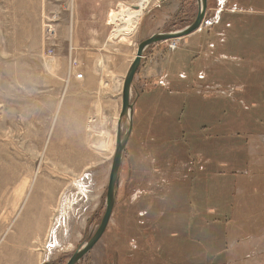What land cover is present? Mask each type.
I'll return each mask as SVG.
<instances>
[{
    "label": "rangeland",
    "instance_id": "rangeland-1",
    "mask_svg": "<svg viewBox=\"0 0 264 264\" xmlns=\"http://www.w3.org/2000/svg\"><path fill=\"white\" fill-rule=\"evenodd\" d=\"M137 2L97 22V38L130 45L129 57L107 47L108 63L74 69H92L97 82L67 87L69 63H47L50 43L66 58L70 41L96 45H75L66 2L0 0V264H65L97 229L137 45L183 29L198 7L150 0L134 31L115 35L111 14ZM216 11L213 27L144 51L111 219L76 264H264V0H207L206 14ZM120 126L123 135L128 120ZM218 174L234 177L225 215L190 197L203 178L217 201L206 182ZM194 203L204 221H194Z\"/></svg>",
    "mask_w": 264,
    "mask_h": 264
},
{
    "label": "crops",
    "instance_id": "crops-1",
    "mask_svg": "<svg viewBox=\"0 0 264 264\" xmlns=\"http://www.w3.org/2000/svg\"><path fill=\"white\" fill-rule=\"evenodd\" d=\"M137 1L138 0H63V2H66V4L69 6L70 21H71L70 28L72 30V33L75 36L80 37L77 39V41H75V45L76 44L96 45L95 47L91 46V48L88 46L76 48L75 46L72 45V42L70 41L69 46H73L72 47L73 51H75L73 53V58L77 61V63H108L103 59V54H102V51H106L107 47H109V49L112 50L113 52L119 53L120 55L118 54L116 55V57H122V60L125 57L126 58L129 57L130 47L127 46L130 45H126L125 43H121L120 41H113L112 43H109L106 37L103 40L97 38V36H99L97 32L99 25L97 24V22L102 21L103 24H106V12L109 9H111V7L119 4L120 5L133 4L136 3ZM53 13L57 14V12H53ZM117 13H119V11ZM115 14L116 12L111 14V22L114 21V23L117 20ZM58 17H60L59 13H58ZM55 45H56L55 42L50 43V46L45 51L44 56L46 57L47 63H69V59L68 57L66 58L65 51L60 47H58L59 44H57L56 48ZM79 49H81L80 51H90L88 52L89 59H86L84 55H81V52L78 51ZM67 72L68 69L66 73ZM81 73L83 74L81 79H75L74 77H71L68 82V85L71 84L72 87L76 83L80 85H86V84H95L97 82V78L95 77V71H93L92 69H84ZM64 78L65 76L63 77L62 80H64ZM202 180L203 178L195 179V186L192 187V189L190 190V197L196 198V200H199L200 204L203 205L204 204L203 199L206 196L205 202L208 205V203L211 201L210 198L211 196L209 193H206L209 190L206 191L204 190L205 189L204 187L199 186L202 185ZM218 180L220 183L217 189L218 197L220 199L223 198L226 199L227 186L228 185L232 186V183L234 182V177L225 174V175H220L218 177ZM207 197L209 198L207 199ZM193 205H194L193 208L194 221H204L205 213H201L198 210V208H196L198 207V204L194 203ZM208 215H210L209 210L206 212L207 218ZM26 260L24 257L20 256L17 264H27Z\"/></svg>",
    "mask_w": 264,
    "mask_h": 264
},
{
    "label": "water",
    "instance_id": "water-1",
    "mask_svg": "<svg viewBox=\"0 0 264 264\" xmlns=\"http://www.w3.org/2000/svg\"><path fill=\"white\" fill-rule=\"evenodd\" d=\"M197 12L193 22L185 26L183 29L173 31V32H158L153 33L146 39L142 40L136 48V53L133 61L131 62L124 80L121 89V109L118 118L117 132H116V145L115 151L113 154L111 167L109 171L108 182L106 186V204L105 210L101 217L100 223L93 233V235L84 243L78 246V248L72 253L70 258L65 264H76L84 255L93 249V247L100 241L103 234L106 231V228L110 222L112 211L115 204L116 198V187L118 185V173L122 164L123 153L125 147L128 143L129 137L133 129V106L134 102H131L130 95L132 90V83L135 77V74L140 66L143 53L149 46L153 44L168 41L176 40L189 36L197 32L200 27L201 21L206 14L207 10V0H197ZM125 119L128 120V127L125 133H121V121Z\"/></svg>",
    "mask_w": 264,
    "mask_h": 264
},
{
    "label": "bare ground",
    "instance_id": "bare-ground-1",
    "mask_svg": "<svg viewBox=\"0 0 264 264\" xmlns=\"http://www.w3.org/2000/svg\"><path fill=\"white\" fill-rule=\"evenodd\" d=\"M149 1L150 0H139L137 2L138 8L136 9H132L130 7L121 8V10L119 11V16L117 17L119 23L115 25L116 28L114 29V34L123 35L126 34V32H133L135 26L138 23L139 16L149 4ZM224 1L225 0H221V3H224ZM93 122L94 121L90 120L88 124H92V126L94 127ZM92 128L90 130H92Z\"/></svg>",
    "mask_w": 264,
    "mask_h": 264
},
{
    "label": "built area",
    "instance_id": "built-area-1",
    "mask_svg": "<svg viewBox=\"0 0 264 264\" xmlns=\"http://www.w3.org/2000/svg\"><path fill=\"white\" fill-rule=\"evenodd\" d=\"M54 19H55V16H52L48 21H53ZM219 19H220L219 11L218 12L216 11V13H213L211 15L205 14L202 21H201L200 27L198 28L197 31H201L203 29H209V28L213 27L214 25H216L219 22ZM46 25L51 30V24L47 23ZM110 25H111V23H110ZM113 32H114V30H113ZM169 47L171 49H175L176 44L172 43ZM72 51H73L72 46H69V50H68V59H69L68 65H69V67H68L67 75H66L65 79L63 80L65 86L68 85V82H69L71 77H74L75 79H81L83 76L82 73H76L74 71V69L77 67V61L73 58Z\"/></svg>",
    "mask_w": 264,
    "mask_h": 264
},
{
    "label": "trees",
    "instance_id": "trees-1",
    "mask_svg": "<svg viewBox=\"0 0 264 264\" xmlns=\"http://www.w3.org/2000/svg\"><path fill=\"white\" fill-rule=\"evenodd\" d=\"M221 174H218V177L220 176ZM229 176H231V175H229ZM218 177H217V181H215L214 180V182H212V180H207V182H206V186H208V187H210V188H212V187H216L217 189H218V187H219V180H218ZM194 182H195V180H194ZM231 186V185H230ZM192 189V188H191ZM190 189V190H191ZM227 189H228V187H227ZM219 198V197H218ZM227 199V198H226ZM226 199H218L217 201L216 200H213L212 198H211V201H210V206H219L218 207V213H221L224 209H222V208H220L221 206H223V207H226V204H225V201H226ZM227 212L226 211H223V213L222 214H226ZM210 217V215H208V218Z\"/></svg>",
    "mask_w": 264,
    "mask_h": 264
}]
</instances>
